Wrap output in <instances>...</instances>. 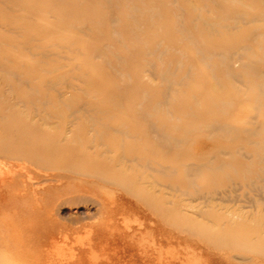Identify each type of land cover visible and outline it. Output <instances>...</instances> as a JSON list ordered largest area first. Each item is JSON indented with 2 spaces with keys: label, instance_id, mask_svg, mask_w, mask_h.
Listing matches in <instances>:
<instances>
[{
  "label": "rangeland",
  "instance_id": "1",
  "mask_svg": "<svg viewBox=\"0 0 264 264\" xmlns=\"http://www.w3.org/2000/svg\"><path fill=\"white\" fill-rule=\"evenodd\" d=\"M0 116L8 143L37 155L60 135L160 124L184 141L168 151L181 163L169 206L223 237L168 225L146 241L139 204L82 162L12 173L0 159V264H264V192L246 185H264V0H0ZM105 197L113 214L92 216Z\"/></svg>",
  "mask_w": 264,
  "mask_h": 264
},
{
  "label": "bare ground",
  "instance_id": "2",
  "mask_svg": "<svg viewBox=\"0 0 264 264\" xmlns=\"http://www.w3.org/2000/svg\"><path fill=\"white\" fill-rule=\"evenodd\" d=\"M229 57L228 55L227 58ZM226 66L228 68L232 66L230 61L226 63ZM3 119H5V117L0 116V121H3ZM113 128L117 136H114V134L113 136L100 137L99 142L98 140L90 138L84 143L80 141L79 143L77 142L78 144L74 143V145H72V139L70 140V138H68V134L56 137L53 142L47 143L44 140L40 141L38 142V155L34 151H31L32 149L30 148L22 150L19 148L20 145H10L7 141L6 130L0 128V159H7L10 161L8 162V167L7 165L6 167L7 171L9 169L12 173L13 171L16 173V171L21 172L24 170L23 168L26 165H23L24 160H30L31 162L34 160L33 163H35L37 158L38 162H40L47 160L48 157L57 156L65 159L61 162L65 166H67V159L82 162L88 166V171H84V176H95L97 181L101 184L120 191L121 194L113 193V197L116 195L119 197L130 196L139 204L144 221L139 222L138 225L148 229L149 234H146L149 239L146 241L150 240L154 234L152 232L155 231V228L158 230L157 232H159L157 234L160 235V240H162V242L165 241L164 237L168 225L174 226L180 232L187 231L189 232L188 234H192L193 237L196 235L204 237L208 242L210 241L209 243L219 242L223 239V237H221V239L220 237H214V235L201 229L203 227L197 224L196 221L184 227L185 225H183V223H185V220L181 214V204L176 203L171 207L169 206L168 191L172 188L176 189L174 186L171 187L170 172L172 168H179L181 163L178 162V157L172 160L168 155V151L171 146L179 149V146L182 145L184 141L172 139L164 128L155 122L150 123L148 129H141L128 121L118 123L116 126H113ZM16 130H20V128L17 127ZM19 140L21 141V139ZM88 149H94V153L88 152ZM39 150H46L50 155L48 153L41 154ZM39 164L40 163H38V166ZM60 171L64 172L66 169L63 168ZM2 173L0 171V182H4L7 179L4 178L7 174L5 175ZM49 173L56 175L58 170L53 166ZM13 175L14 174H12V176ZM40 175H42V173L38 170V178ZM9 176L10 178L12 177L10 173ZM249 181L248 184L246 183L247 186L264 192V185L262 184L263 181H261V178H249ZM213 193L212 191H208L206 196L208 197ZM105 199H107V197L103 198L102 201L97 200L98 203L93 206L94 211L92 216H103L104 206L108 213L111 214L114 208L113 206H115L114 202H110L112 205L105 204L103 206ZM169 216L172 217V220L169 219ZM172 226L170 227L172 228ZM230 236L231 235H229V237ZM227 238L226 240H228ZM225 243L233 242L225 241ZM218 245L222 244L219 242Z\"/></svg>",
  "mask_w": 264,
  "mask_h": 264
}]
</instances>
